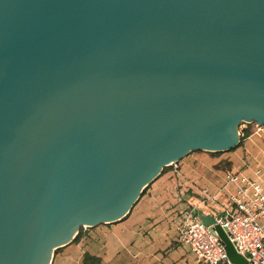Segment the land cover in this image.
Listing matches in <instances>:
<instances>
[{
	"label": "water",
	"instance_id": "obj_1",
	"mask_svg": "<svg viewBox=\"0 0 264 264\" xmlns=\"http://www.w3.org/2000/svg\"><path fill=\"white\" fill-rule=\"evenodd\" d=\"M242 120L264 125V0H0V264H51Z\"/></svg>",
	"mask_w": 264,
	"mask_h": 264
},
{
	"label": "crops",
	"instance_id": "obj_2",
	"mask_svg": "<svg viewBox=\"0 0 264 264\" xmlns=\"http://www.w3.org/2000/svg\"><path fill=\"white\" fill-rule=\"evenodd\" d=\"M221 162L230 165L217 167ZM228 173L264 181V125L231 149L189 152L149 184L127 215L84 228L80 241L57 248L51 264H84L86 253L99 264H200L178 241V228L187 212L215 217L233 208L237 186Z\"/></svg>",
	"mask_w": 264,
	"mask_h": 264
},
{
	"label": "built area",
	"instance_id": "obj_3",
	"mask_svg": "<svg viewBox=\"0 0 264 264\" xmlns=\"http://www.w3.org/2000/svg\"><path fill=\"white\" fill-rule=\"evenodd\" d=\"M255 127V131H260L263 125ZM227 178L237 186L230 194L233 208L215 216V224L225 228L249 264H264V227L260 222L264 218V181L241 173H228ZM178 241L191 248L200 264H233L229 261L222 238L193 212L183 216L178 228Z\"/></svg>",
	"mask_w": 264,
	"mask_h": 264
},
{
	"label": "trees",
	"instance_id": "obj_4",
	"mask_svg": "<svg viewBox=\"0 0 264 264\" xmlns=\"http://www.w3.org/2000/svg\"><path fill=\"white\" fill-rule=\"evenodd\" d=\"M254 131H255L254 125L252 126V124H247V126L243 129V136H242V139L238 145L242 144L243 140L245 138H247L249 135H251ZM212 153H219V151L218 152H212ZM227 164L230 165V162H221L217 165V167H225V165H227ZM168 167H170V165L165 166L162 172H164ZM147 187L143 190L141 195H143L146 192ZM83 231H84V227L82 226L80 228L79 233L77 234V236L75 237V239L72 242L80 241V239L84 233ZM56 251H57V249H56ZM100 260L101 259L99 257L91 255L90 253H86L85 257H84V264H99Z\"/></svg>",
	"mask_w": 264,
	"mask_h": 264
},
{
	"label": "rangeland",
	"instance_id": "obj_5",
	"mask_svg": "<svg viewBox=\"0 0 264 264\" xmlns=\"http://www.w3.org/2000/svg\"><path fill=\"white\" fill-rule=\"evenodd\" d=\"M246 124H252V126L254 125V128H256L255 126L257 125V122H255V121H252L251 123H249V121H241V123H240V125H239V132H240V137H241V139H242V136H243V129L245 128V126H246ZM240 139V140H241ZM198 151H202V150H198ZM206 151V150H205ZM207 152H209V153H212V151H207ZM177 163V162H176ZM87 227H89V226H86V227H84V228H87Z\"/></svg>",
	"mask_w": 264,
	"mask_h": 264
}]
</instances>
